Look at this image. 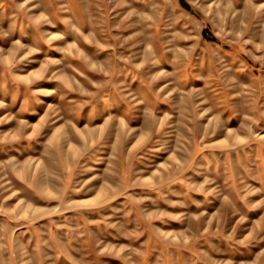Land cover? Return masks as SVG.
<instances>
[{"label":"rangeland","instance_id":"1","mask_svg":"<svg viewBox=\"0 0 264 264\" xmlns=\"http://www.w3.org/2000/svg\"><path fill=\"white\" fill-rule=\"evenodd\" d=\"M0 264H264V0H0Z\"/></svg>","mask_w":264,"mask_h":264}]
</instances>
